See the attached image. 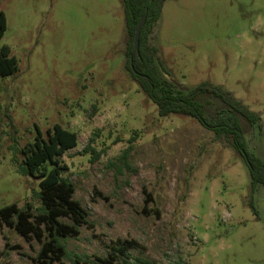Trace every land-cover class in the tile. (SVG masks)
Listing matches in <instances>:
<instances>
[{"label": "rangeland", "instance_id": "374dc122", "mask_svg": "<svg viewBox=\"0 0 264 264\" xmlns=\"http://www.w3.org/2000/svg\"><path fill=\"white\" fill-rule=\"evenodd\" d=\"M0 10V47L17 59L0 75V208L32 206L36 230L24 236L0 216V264H40V179L17 168L56 123L78 134L59 158L91 223L64 240L68 251L99 264L120 238L137 244L108 264H264V185L252 188L242 156L195 118L158 115L125 67L122 0H0ZM151 36L164 77L223 85L260 114L261 128L243 124L264 162V0H166Z\"/></svg>", "mask_w": 264, "mask_h": 264}, {"label": "trees", "instance_id": "16d2710c", "mask_svg": "<svg viewBox=\"0 0 264 264\" xmlns=\"http://www.w3.org/2000/svg\"><path fill=\"white\" fill-rule=\"evenodd\" d=\"M166 0H122L125 12L127 42L125 47V67L143 93L157 107L160 117L170 114H183L195 118L202 126L213 131L219 138H225L229 145L244 159L249 168L252 188L257 184L264 185V162L248 150L246 129L243 123L261 128V116L248 108L241 100L223 85L211 81H203L193 88L187 89L163 76L167 73L158 56L157 47L151 42V34L155 23L159 20ZM146 14V19L139 34L138 50L134 47L136 28ZM7 28L4 11L0 10V40ZM17 69V59L11 55L8 45L0 47V75H8ZM202 94L206 95L203 97ZM203 101V98H206ZM216 101H212V100ZM215 102V104H214ZM209 103V107H208ZM213 108V111L209 110ZM134 136L131 137V140ZM78 143V134L62 125L54 124L46 139L39 137L28 144L24 161L18 166L19 173L30 174L39 178V189L34 195L40 201L39 212L35 219L44 224L47 237L42 241L36 260L40 264H93L80 254L67 250L64 240L68 236L79 234L82 224H91L80 202L74 198L75 185L62 176L66 167L60 161V155ZM145 190V188H144ZM151 198L147 192L145 203ZM0 216L11 228L27 236L36 232L32 222L33 207L26 204L19 207L17 203L0 208ZM70 216L73 220L68 224L60 217ZM137 242L133 239H117L111 246L109 257L96 256L99 264L114 261L115 255H126ZM68 260L69 262H66ZM151 264L139 259L137 264ZM130 264V263H129Z\"/></svg>", "mask_w": 264, "mask_h": 264}, {"label": "water", "instance_id": "95a60500", "mask_svg": "<svg viewBox=\"0 0 264 264\" xmlns=\"http://www.w3.org/2000/svg\"><path fill=\"white\" fill-rule=\"evenodd\" d=\"M146 19V14L143 16V18L141 19V21L139 22L137 28H136V32H135V37H134V47H135V50L137 51L138 50V46H139V34H140V30H141V27L144 23Z\"/></svg>", "mask_w": 264, "mask_h": 264}]
</instances>
